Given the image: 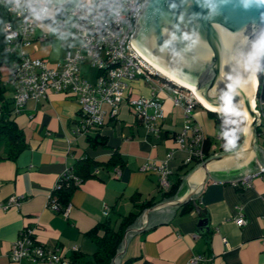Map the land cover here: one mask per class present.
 <instances>
[{
    "label": "crops",
    "instance_id": "obj_1",
    "mask_svg": "<svg viewBox=\"0 0 264 264\" xmlns=\"http://www.w3.org/2000/svg\"><path fill=\"white\" fill-rule=\"evenodd\" d=\"M76 1H51L47 14L34 27L33 40L25 46L30 54L50 63L60 58L67 40L57 33L56 25H67V9ZM44 32L48 36L39 39L38 35ZM3 82L4 95L8 98L6 106H12V85L7 76ZM150 83L141 76L132 79L114 114L110 113L107 103H102L100 133L106 138L105 145H92L84 133L74 132L79 114L77 99L72 93L48 89L45 95L28 97L19 109L12 108L10 113L22 129L25 145L13 156H5L6 146L0 139V264H46L26 257L14 263L8 257L12 241L27 223L35 227L39 240L60 246L67 257L75 248L90 257L95 243L86 233L89 227L105 217L116 225L122 213L136 208L134 202L152 195L159 200L156 171L143 170L140 164L147 157L163 158L167 149L175 145L174 134L181 128L184 115L182 107L172 101L171 87L165 85L158 90L163 114L155 119L156 129L147 130L128 99L149 95ZM147 110L151 111V106ZM192 114L206 135L215 140L216 120L211 113L195 103ZM235 125L240 127L239 123ZM221 129L218 133L225 134ZM260 136L256 135V143L264 150V136ZM113 147L119 150L124 161L118 169L101 165L92 168L96 174L85 177L72 189L65 213L48 205L54 183L76 158L89 155L102 159ZM220 150L217 146L212 153ZM184 155L183 149L174 146L167 161L172 179L180 175L182 180L197 163H185ZM254 158L256 164L261 163L256 154ZM230 180L208 173L199 192L192 197V208L185 212L176 208L167 221L152 223L134 232L118 264L128 256L132 259L127 264H189L188 258L196 252L205 255L196 264H264L261 219L264 179L254 176L249 184L241 187ZM12 196L15 198L11 199ZM105 204L106 214L103 213ZM238 214L245 219L241 224L234 221ZM199 216L207 217L208 227L202 232L196 230Z\"/></svg>",
    "mask_w": 264,
    "mask_h": 264
},
{
    "label": "built area",
    "instance_id": "obj_2",
    "mask_svg": "<svg viewBox=\"0 0 264 264\" xmlns=\"http://www.w3.org/2000/svg\"><path fill=\"white\" fill-rule=\"evenodd\" d=\"M51 1L6 0L10 18L5 19L1 27L5 48L16 56L7 69V79L12 85L11 100L14 110L19 109L28 97L45 95L48 89L72 93L77 99L79 114L73 130L82 133L91 125L102 121V103H107L110 113L114 114L121 98L129 90L130 80L141 76L151 81L150 94L131 97L128 101L136 109L147 130L156 129L155 119L163 114L158 90L169 85L173 103L183 109L182 126L174 134V146L185 151L183 161H201L208 155V147L209 150L215 148V140L206 145V133L193 118L192 108L197 99L190 89L158 71L129 42L130 32L134 28V16L142 0H77L71 4L67 9L66 24L69 35L66 47L60 58L53 63L30 54L25 48L33 40L34 27L47 14ZM45 36L44 32L38 35V38L44 39ZM263 47L264 44L259 54ZM85 61L94 68L91 79L84 74L87 68L82 65ZM152 71L162 74L165 78H162L160 83L155 82ZM260 75L264 79V62ZM254 99L255 106V94ZM263 105L264 98H260L256 106L260 122L264 123ZM147 106H151L152 110L148 111ZM216 138L220 140L217 145L219 149L227 150L233 147L229 136L217 133ZM174 146L167 149L163 158L147 157L140 164L143 170L156 171L160 188L169 186L171 168L167 161L172 156ZM257 166L241 176L231 178V183L241 187L249 184L254 176L264 179V164L258 163ZM59 178L60 175L53 187L60 185ZM10 198L14 199L15 196ZM48 205L64 213L68 209V203L59 208V203L51 191L48 195ZM107 212L105 204L103 213ZM261 219L264 226V211ZM244 220L242 214L234 218L237 224L243 223ZM8 257L14 263H19L26 257L41 260L46 264H73L60 246L48 245L39 240L35 235V227L28 223L20 228L17 237L12 241ZM204 258L203 253L196 252L190 255L188 263H200Z\"/></svg>",
    "mask_w": 264,
    "mask_h": 264
},
{
    "label": "water",
    "instance_id": "obj_3",
    "mask_svg": "<svg viewBox=\"0 0 264 264\" xmlns=\"http://www.w3.org/2000/svg\"><path fill=\"white\" fill-rule=\"evenodd\" d=\"M129 42L153 66L188 86L205 108L234 110L219 116L241 115L245 122L237 145L198 161L173 194L144 206L125 225L107 264H118L134 232L167 221L199 192L208 173L219 179L241 176L258 167L254 154L264 164V150L256 143L260 115L253 99L254 70L264 44V0H142ZM207 227V217L199 216L196 230Z\"/></svg>",
    "mask_w": 264,
    "mask_h": 264
},
{
    "label": "trees",
    "instance_id": "obj_4",
    "mask_svg": "<svg viewBox=\"0 0 264 264\" xmlns=\"http://www.w3.org/2000/svg\"><path fill=\"white\" fill-rule=\"evenodd\" d=\"M6 6V0H0V64L4 62L8 66L11 63L12 59H14L16 56L5 48V38L1 26L2 22L5 19L10 18V14L7 11ZM47 36L48 35L46 34L45 37ZM263 62L264 52L262 51L259 56L258 69L256 71V74L258 76V83L255 93L257 101L256 105H258V100L260 98H264V79L260 75V68ZM156 74L161 78H165L160 73ZM4 93L5 85L0 75V139L4 141L6 146L4 155L13 156L25 145V142L23 140L22 129L20 128V126H18L15 119L10 113L13 105L6 106L8 98L5 97ZM195 103L202 105L199 101H196ZM262 109H264V105L262 106ZM207 111L213 114L215 120L222 121L223 116H219V113L210 109H207ZM102 121L100 123L91 125L87 130L82 132L85 134V137L92 145L96 143L105 145L106 143L105 136L100 133V125L102 124ZM262 123L263 121H261L256 128L257 133L260 135L263 131V128L261 127ZM225 124L227 125V127L225 128V135L230 137L233 146L237 145L242 138L241 129L231 123L225 122ZM213 140L214 138L209 137L208 135L205 136V143L207 146ZM208 152V155L211 154L213 152V149L209 150L208 147ZM123 162L124 161L120 155L119 150L114 147L111 148L109 154L102 159L89 155H84L76 158L73 163H71L70 166L67 167V169L62 174H60V185L51 189V194L52 196H55L57 202L59 203V208L61 209L65 204L69 202L72 189L77 186L80 181H82L87 176L96 174V172L93 171L92 168L101 165L107 169H112L115 167H117L118 169L123 164ZM195 162L198 161L196 160ZM169 179L170 183L167 188H160L157 183V191L159 192V196L157 197V199H161L163 196L166 197L173 194L180 183L181 176L177 175L174 179H172L171 177H169ZM155 201L156 199L154 198V195H152L141 202H134L136 208L122 213L119 216L116 225L111 222L109 217H105L104 219L97 221L94 225L86 230V233L91 236L95 243V247L91 252V256L86 257V255H84L78 248H75L71 250V253L68 256L69 260L73 264H107L110 260V257L113 255V253H115V247L122 237L125 225L131 222L144 206H148ZM193 204L194 202L192 198H190L180 206H178L177 209L180 212H185L191 209ZM131 259V256L124 257L120 260L119 264H127V262Z\"/></svg>",
    "mask_w": 264,
    "mask_h": 264
},
{
    "label": "rangeland",
    "instance_id": "obj_5",
    "mask_svg": "<svg viewBox=\"0 0 264 264\" xmlns=\"http://www.w3.org/2000/svg\"><path fill=\"white\" fill-rule=\"evenodd\" d=\"M60 25H61V24L56 25V27H57V29H58L57 33H60V35L63 37V39L67 40L68 35H69V28H68V26L65 25V24H64V26H60ZM263 51H264V47H263ZM82 66L87 68V69L85 70L84 74H85L88 78H90V79L93 78L94 68H93L92 66H90L89 63H87L86 61L83 63ZM7 69H8L7 64H5L4 62L0 64V75H1V77H2L3 80H6ZM152 72H153V71H152ZM153 80H154L155 82H157V83H160V82L162 81V78H161L159 75H157V74H155V73L153 72ZM131 81H132V80H130V83H131ZM6 82H7V81H6ZM254 101H255V99H254ZM196 105L199 106V104H196ZM254 107H255L256 109H258L256 105H255ZM216 112H217V110H216ZM227 112H228V111H226V113H227ZM217 113H221V114H222V113H225V112H219V111H218ZM228 113H229V112H228ZM211 115H212V117H214L213 114H211ZM225 122H227V123H231V124H233V125H235L236 123H239L240 126L243 127L244 122H245V117H243V116H235V115H227V114H223L222 121L216 120V127H215L216 132H215V134L218 133V131H220V129H221L220 126H221V125H223L224 130H225V128L227 127V125L225 124ZM261 127L263 128V131H262V134H261L260 138H263V136H264V123H262V126H261ZM221 130H223V129H221ZM224 130H223V131H224ZM260 140H261V142H263L262 139H260ZM219 142H220V140H219L218 138H215V141H214V143H215V147H217V145H218Z\"/></svg>",
    "mask_w": 264,
    "mask_h": 264
},
{
    "label": "bare ground",
    "instance_id": "obj_6",
    "mask_svg": "<svg viewBox=\"0 0 264 264\" xmlns=\"http://www.w3.org/2000/svg\"><path fill=\"white\" fill-rule=\"evenodd\" d=\"M150 63V62H149ZM151 64V63H150ZM152 65V64H151ZM153 66V65H152ZM153 67H155V66H153ZM158 71H160L161 73H163V74H165L166 76H168V77H170L169 75H167L165 72H163V71H161L160 69H158L157 67H155ZM254 74H255V76H256V72H255V70H254ZM171 79H173L172 77H170ZM257 78V77H256ZM173 80H175V79H173ZM175 81H177V80H175ZM178 82V81H177ZM178 83H180V82H178ZM257 83V82H256ZM180 84H182V83H180ZM182 85H184V84H182ZM186 86V85H185ZM186 87H188V86H186ZM189 88V87H188ZM190 89V88H189ZM190 91L193 93V95L201 102V103H203L197 96H196V94L190 89ZM253 99H254V93H253ZM206 106V105H205ZM213 109H215V110H217L216 108H213ZM218 111V110H217ZM226 111H234V110H224V111H219V112H226ZM236 112H239V111H236ZM240 113H242V112H240ZM244 114V113H243Z\"/></svg>",
    "mask_w": 264,
    "mask_h": 264
}]
</instances>
